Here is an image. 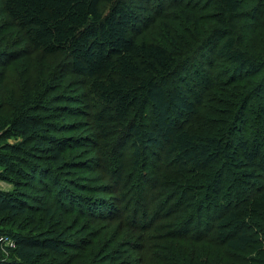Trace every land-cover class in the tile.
<instances>
[{"label": "trees", "instance_id": "1", "mask_svg": "<svg viewBox=\"0 0 264 264\" xmlns=\"http://www.w3.org/2000/svg\"><path fill=\"white\" fill-rule=\"evenodd\" d=\"M133 1L4 0V7L34 51L48 56L61 55L66 58L71 72L89 78L90 90L103 103L98 116L99 126L104 130L108 124L120 126L118 132L122 133L120 137H123L124 144L134 148L135 168L148 151L149 157L163 163L162 170L174 175L173 179L167 180L168 183L160 180L150 186L152 194L146 195L145 204L153 199L154 209L145 205L140 213L136 199H125L130 201L126 207L128 221L144 230L151 216L156 218L167 210L168 213L170 210L180 211L187 200L194 205L197 204L196 198L201 196L205 205L212 208L216 205L212 227L208 230L200 227L202 220L193 225L195 213L192 212L181 218L182 223H177L173 232L178 234L179 231L183 238H193L194 242L201 238L219 239L232 251H244L257 240L250 227L236 219L240 216L237 210L242 208L245 200L241 196L248 194L249 190L242 195L226 194L227 197L219 200L220 182L215 177H210L205 183L208 190L206 198L201 193L196 194L201 186L196 182H186L195 180L193 175L201 176L217 159L224 157L240 166L254 167L243 173L247 175L248 184H259L256 171H264L263 133L260 132L251 143L242 136L234 139L236 146L241 147L242 155L230 150L231 139L225 133L234 125L236 131V124L241 120L248 123L251 113L246 109L253 90L257 86H262L264 90V76L260 75L261 69H264V33L259 36L256 32V23L259 21L261 24L262 14L257 11L245 22L242 0H215L218 5L209 21L206 15L198 17L200 10L196 3L193 4L194 0H156L153 3L158 5L157 9L170 8L165 15L157 10L156 16L164 15L172 25L167 26L163 37L141 39L144 29L150 25L154 30L164 28L165 24L159 21V24L155 22V26L152 25L155 18L151 8L142 6L143 9L139 10ZM173 8L181 11L191 8L187 20L193 28L185 38L176 37L183 28L182 25L173 27V20L177 19ZM240 30L245 38L250 39L248 45L240 39ZM211 38L214 40L209 45ZM220 38L223 40L220 41ZM199 56L204 61H199ZM218 60L226 62L233 71V78L227 84L221 79L224 75L210 69ZM190 62H196L199 72L206 68L194 84L197 90L198 86L210 90L207 94H200L199 90L197 93L196 90V94L191 95V85H178L177 76L191 65ZM238 75H260V79L255 85L253 79L240 83L242 79H237ZM230 85L233 86V104L237 106L234 115V107L226 99L229 96V89L226 88ZM37 98L40 99L39 94ZM44 98L41 101L37 99L33 105L32 99L26 97L13 110L7 111L9 115H0V179L18 183L32 181L29 186L35 187L34 183L41 180L38 176H50L55 165L63 163L61 150L55 149L60 138L53 133L60 129L58 126L62 122L46 119L42 113ZM212 101L223 102L225 109H217ZM200 108L204 109L203 112ZM197 115L203 116L204 124L209 126L203 134H197L189 127L192 118ZM12 137L16 140L8 141ZM122 170V166L117 170V183L121 182L125 191L128 185L120 178ZM55 187L60 190L62 182H57ZM26 194L20 190L0 189V264H35L46 249L61 254L68 244L64 233L58 236L46 231L30 234L6 227L8 221L34 207L26 200H36L35 195L28 197ZM258 203L264 208V189L260 191ZM133 206L135 209L131 210ZM209 223V219L205 220L206 225ZM4 235L14 240L13 246L3 243L1 237ZM7 252L14 257L6 256ZM189 262L192 264L191 260Z\"/></svg>", "mask_w": 264, "mask_h": 264}, {"label": "rangeland", "instance_id": "2", "mask_svg": "<svg viewBox=\"0 0 264 264\" xmlns=\"http://www.w3.org/2000/svg\"><path fill=\"white\" fill-rule=\"evenodd\" d=\"M154 1L156 0L133 1V5L139 10L143 9L142 6L151 8L155 18L152 25L155 22L159 24V21L165 24L164 28L154 30L150 25L144 29L141 39L150 36L154 39L163 37L167 26L172 25L170 20L167 21L164 18L165 12L170 8L165 6L164 10L157 9L158 5H154ZM242 1L243 21L247 22L246 20L257 11L262 14H260L262 26L259 25V21L256 23V32L260 36L264 33V0ZM194 3L200 10L198 17L206 15L210 21L218 5L217 2L194 0ZM157 10L162 11V14L164 12V15L157 17ZM174 10L177 12L174 15L177 19L174 18L176 20H173V27L182 25L183 28L176 37L185 38L187 33L191 34L193 28L192 23L190 24L187 20L188 15L191 14V8L182 11ZM241 32V30L238 32L240 39L245 40L248 45L250 39L245 38ZM242 36L244 38H241ZM213 40L214 38L210 39L209 45L213 43ZM222 40L223 38H220V41ZM8 53L9 55H6ZM202 59L198 57L199 61H204ZM67 64L66 58L61 55L48 56L34 51L26 35L7 14L4 0H0V115L2 117H5L3 114L9 115L7 111L13 110L26 97H30L34 105L39 99L37 98L39 94L40 101L43 96L45 97L42 101L44 105L42 113L46 119L56 123L62 122L58 126L60 129L53 133L60 138L55 149L61 150L64 160L60 166L55 165L50 176L47 174L38 176L41 180L34 183L35 187L29 186L33 184L32 181L18 183L0 179L1 190H20L27 193L28 197H33L32 195L36 197V200L33 198L26 200L29 205L34 204V207L8 221L6 227L30 234L46 231L54 236L62 233L66 235L68 244L64 247L63 253L57 254L51 249H46L35 264H191L189 260L192 264L218 262L237 264L235 261L264 264V218L261 216H264L262 214L264 208L258 203L260 191L264 189V171H256L258 174L256 181L259 184L256 182L248 184L247 175L243 171H251L254 167L240 166L236 161L224 157L217 159L204 174L193 175L195 180H187L186 183L196 182L202 187L196 194L201 193L206 198L205 194L208 190L205 183L210 177H215L220 182L219 200L227 197L226 194H244L245 190H249L248 194L241 196L245 200L242 208L237 210L240 216L236 219L245 226H249L257 240L244 251H232L224 241L219 239L214 241L201 238L198 242H194L193 238L191 240L187 237L183 238L179 235V231H177L178 234L173 232V229L177 228V223H182L181 218L192 212L195 213L193 225L202 220L200 227H206L207 230L212 227L215 221L212 216L216 215L214 209L216 205H213V208L205 205L201 196L196 198L197 204L194 205L187 200L180 211L170 210L168 213L167 210L158 214L156 218L151 216L146 223L148 227L144 230L138 229L136 223L128 221L129 214L126 207L130 201L125 199L133 201L136 199L137 211L140 213L141 207L145 205H151V209H154L153 199L145 204L146 195L152 194L150 186L160 180L168 183L167 180L173 179L174 175L162 170L163 163L149 157L148 151L135 168L134 148L130 144H124L123 137H120L122 133L118 132L120 126L115 123L108 124L106 130L99 126L98 116L103 103L90 90L89 78L74 74ZM190 64L177 76L176 81L178 85H191L193 89L191 95H194L197 90L194 81L199 80L206 68L199 72L195 67L196 62H190ZM210 69L224 75L221 79L226 84L233 78V71L223 60L216 61ZM260 75L264 76V69H261ZM260 75L236 77L242 79L240 83H248L246 79H253L255 85L258 84ZM180 77L190 79L181 80ZM225 87L224 85V89ZM226 89H229V96L226 99L234 107L232 112L234 115L237 106L233 104L231 96L233 86L230 85ZM198 90L200 94L201 92L207 94L210 91L200 86ZM213 101H215L214 98ZM213 101L212 104L214 103L217 109H225L223 102L218 104ZM263 107L264 90L262 86H257L248 101V108L246 107V110L249 109L251 113L248 123L241 120L236 124V131H234V125L225 133L228 139H231L229 145L232 152L242 155L241 147H237L234 140L237 137L242 136L251 143L256 140L260 132L264 135ZM200 110L203 112L204 109L200 108ZM148 121L149 118L146 123ZM191 121L189 127L197 134H203L209 128L207 124H204L203 116L197 115ZM15 140L16 138L12 137L8 141ZM120 166L124 167L120 178L128 185L125 191L121 182L117 183L119 178L117 170ZM57 182H62L60 190L55 187ZM43 183L46 185L43 186ZM212 192L214 193V188ZM202 203H204L203 207ZM132 209L134 210L135 206ZM207 219L211 224H205ZM6 256L14 257L9 252Z\"/></svg>", "mask_w": 264, "mask_h": 264}, {"label": "built area", "instance_id": "3", "mask_svg": "<svg viewBox=\"0 0 264 264\" xmlns=\"http://www.w3.org/2000/svg\"><path fill=\"white\" fill-rule=\"evenodd\" d=\"M1 240L3 241L4 244H6L8 246L14 245V240L9 235L2 236Z\"/></svg>", "mask_w": 264, "mask_h": 264}]
</instances>
